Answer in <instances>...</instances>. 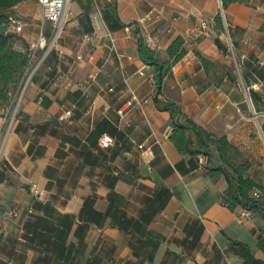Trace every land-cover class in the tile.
<instances>
[{"label": "crops", "instance_id": "obj_1", "mask_svg": "<svg viewBox=\"0 0 264 264\" xmlns=\"http://www.w3.org/2000/svg\"><path fill=\"white\" fill-rule=\"evenodd\" d=\"M16 9L24 26L14 48L26 51L42 8L33 0ZM68 11L1 153L0 264H264V217L222 205L226 183L199 169L190 123L225 137L264 184V0L223 9L232 56L215 27L219 0H70ZM179 36L187 53L158 92L138 40L164 60ZM199 56L222 65L216 81ZM174 122L192 154L170 140ZM103 134L114 140L108 150ZM143 142L150 165L136 148ZM207 149L219 166L217 145Z\"/></svg>", "mask_w": 264, "mask_h": 264}, {"label": "trees", "instance_id": "obj_2", "mask_svg": "<svg viewBox=\"0 0 264 264\" xmlns=\"http://www.w3.org/2000/svg\"><path fill=\"white\" fill-rule=\"evenodd\" d=\"M27 1L33 0H0V106L11 104L30 64L27 51L14 48L13 35L8 28V15L12 8ZM236 2H243V0H222V8L225 10L229 4ZM214 22L219 32L225 30L219 14L215 16ZM227 29L231 38V30L229 27ZM237 31L241 30L237 29ZM137 52L145 65L154 68L153 80L159 92L161 81L186 55L187 47L182 37L175 38L165 51L166 59L162 60L142 38H139ZM199 59L208 74V79H212L210 68H218V64L201 56ZM190 123L197 129L198 142L202 148L201 152L195 153L196 155L204 153L210 161L212 157L207 149L208 145L210 143L217 145L220 165L214 167L209 163L206 172L212 181L222 178L226 183L221 199L222 205L230 211L239 208L264 217V184L258 183L251 176L252 163L249 159L244 157L239 149L231 145L225 137L212 140V134L209 131L195 126L191 121ZM170 140L180 153L192 154L187 147L185 128L176 122L173 123ZM255 193L257 196L254 195Z\"/></svg>", "mask_w": 264, "mask_h": 264}, {"label": "built area", "instance_id": "obj_3", "mask_svg": "<svg viewBox=\"0 0 264 264\" xmlns=\"http://www.w3.org/2000/svg\"><path fill=\"white\" fill-rule=\"evenodd\" d=\"M36 1L42 8V22L40 26V31L38 32L36 39L27 47L26 51L30 58V64L26 70L25 76L19 86L18 91L16 92L15 97L12 99V102L10 104L11 116L10 117L5 116L0 125V141L2 140L0 144V150H1L0 157L8 135L12 132L15 124L20 119V111L18 108L21 105L22 98L24 96L28 84L30 83L32 76L42 67L45 60L55 49L58 41L60 40L62 33L64 32V28L70 18L68 11L70 0H36ZM219 5H220V17L223 22L225 33L229 38V32L227 29L228 27L226 25L225 15L222 8V0H219ZM45 22H48L50 25V36L48 38L44 35ZM23 26L24 25L21 20H19L14 14L9 13L8 28H9V32L13 36L21 34L23 30ZM208 29H209L208 22L204 20L201 21L202 34H206ZM132 102L138 103L137 99L134 96L127 103L126 109L120 110L118 112L119 115L123 116L127 108H131ZM70 117H71V112L65 111L62 114L61 119L66 120L69 119ZM98 143H99V148L103 150H108L113 146L114 140L111 136L107 134H103L99 138ZM136 148L139 151L143 162L147 165H150V163L154 159V152L152 149V145L148 144L147 142H143L137 145ZM196 159L199 169L202 171H206L207 167H209L208 156L204 153H200L196 156ZM254 195L257 196L256 193ZM244 212L248 214L247 211Z\"/></svg>", "mask_w": 264, "mask_h": 264}, {"label": "rangeland", "instance_id": "obj_4", "mask_svg": "<svg viewBox=\"0 0 264 264\" xmlns=\"http://www.w3.org/2000/svg\"><path fill=\"white\" fill-rule=\"evenodd\" d=\"M38 4V3H37ZM39 5V4H38ZM40 6V5H39ZM41 7V6H40ZM14 14H15V16L19 19V20H21L22 21V14H21V12H20V9H16L15 11H14ZM49 23H46V26L48 25ZM45 26V27H46ZM66 27V26H65ZM65 29V28H64ZM223 33L225 34V37H226V44H227V50H228V55L229 56H232V52L231 51H233V46H232V43H231V41H230V37L228 38L227 37V35H226V33H225V30L223 31ZM14 36H16V35H14ZM216 64H218V63H216ZM218 66L220 67H218V68H215V67H212V68H210V70H211V72H212V80L213 81H216L217 80V78H219L220 76H221V74H222V65H220V64H218ZM19 109V111H20V107L18 108ZM5 116H7V117H10L11 116V108H10V103L8 104V105H6V106H0V122H2L3 121V118L5 117ZM1 142H2V140L0 141V144H1ZM0 152H1V150H0Z\"/></svg>", "mask_w": 264, "mask_h": 264}]
</instances>
